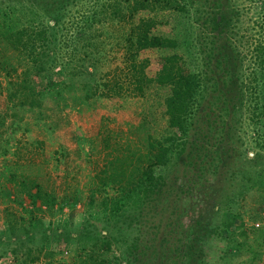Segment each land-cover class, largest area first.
Returning a JSON list of instances; mask_svg holds the SVG:
<instances>
[{"label":"rangeland","instance_id":"1","mask_svg":"<svg viewBox=\"0 0 264 264\" xmlns=\"http://www.w3.org/2000/svg\"><path fill=\"white\" fill-rule=\"evenodd\" d=\"M30 1L0 0V20L15 30L25 22L23 6ZM166 6L141 14L148 17L152 32H173L177 46L171 51L181 52L192 66L194 59L184 47L193 33L198 35L200 14L190 13L198 16L190 27L183 13L167 11ZM240 19L242 25L245 18ZM127 26L111 22L108 30L119 34ZM1 36L0 264H106L101 257L111 264H264V177L256 174L264 166V147L254 143L263 140L243 109L234 113V120L220 101L211 108L199 106L197 123L204 126L203 133H190L183 155L166 154L169 159L154 167L153 175L162 174L164 184L152 204L146 201L147 214L141 206L146 215L139 223L140 201L131 200L143 189L138 175L150 162L144 155L146 144L157 138L166 145L173 132L164 112L168 86L152 82L141 95L120 99L127 84L119 74L106 72L118 61L110 57L100 63L85 60L86 69H71L65 76L57 67L44 75L26 72V63ZM72 37L66 40L68 46L80 45L81 40ZM110 41L105 45H112L109 56L117 49L115 38ZM166 52L145 51L147 74L156 71L159 55ZM60 77L65 84L60 95L48 93L60 81L50 90L46 81ZM85 82L89 86L82 85ZM206 120L216 127H207ZM221 120L231 123V139L217 148ZM226 148L228 153L220 151ZM257 152L254 162L251 156ZM119 179L131 182L126 190L117 185ZM120 200L126 202L125 211L118 209ZM190 223L197 232L193 246L186 248ZM131 240L133 244L126 245ZM188 252L199 253L194 262L187 260Z\"/></svg>","mask_w":264,"mask_h":264},{"label":"trees","instance_id":"2","mask_svg":"<svg viewBox=\"0 0 264 264\" xmlns=\"http://www.w3.org/2000/svg\"><path fill=\"white\" fill-rule=\"evenodd\" d=\"M210 3L214 6H210ZM165 6L167 11L183 13L190 27L192 21L196 22L198 19L196 16L192 20L190 13L200 14L202 20L198 25V35L193 33L184 47L187 56L194 59L192 66L181 52L171 51L177 46L173 32H152L148 26L149 19L144 15L145 11L161 10ZM23 8H27L26 13L22 14L26 17L23 18L25 22L11 30L7 20H0V34L5 46L16 53L18 60L26 63V72H40L39 74L44 75L48 69L57 67L61 76H65L71 69L78 68L75 73L86 69L85 60L100 63L111 58L118 61L106 72L119 74L127 84L123 94L118 95L120 99L129 95H141L152 82L168 86V93L164 97V112L173 132L166 145L162 139L157 138L149 139L146 144L144 155L150 162L142 167L141 175H138V182L143 189L137 196H133L136 200H131L134 203L140 201L138 209L142 218L139 216V223L147 214L146 201H151L152 204L164 184L162 174L158 172L153 175L154 167L169 159L166 154L175 157L183 155L181 150L190 133L194 136L203 133L204 126L197 123L201 104L211 108V105L220 101L225 105L223 109L228 118L234 120L237 119L234 113L243 109L246 118L257 127L256 136L263 140L253 137L254 143H258L259 149L264 147V0H31ZM137 13L140 14L135 18ZM240 17L245 18L242 25ZM111 22H125L128 26L123 32L114 34L108 30ZM70 36L81 40L80 45L71 42L69 47L66 40ZM112 38L116 40L117 49L114 55L109 56L107 51H110L112 45L107 48L105 45L111 43ZM189 43H194L195 47ZM238 46L242 47V54ZM155 48L169 52L159 55L158 67L149 75L146 72L149 58L145 51ZM73 59L78 61L76 65L72 64ZM242 60L245 71L241 70ZM57 82V88L50 90ZM62 82L64 77L56 81L47 80L44 86H48V93L60 95L65 86ZM82 85L89 86V82ZM83 96L86 97L85 93ZM218 98H224V102ZM205 125L209 128L215 126L213 120H206ZM230 128L232 129L230 122L227 124L220 121L217 148L225 138L228 142L231 139ZM192 140L193 138L190 139L189 149L192 147ZM173 146L177 150L171 149ZM232 147L234 148L233 144L231 149ZM220 151L228 153L229 148ZM258 154L257 152L256 156H251L252 161L255 162ZM149 155L150 160L147 159ZM256 174L264 177V166ZM108 176L109 173L105 174L104 180ZM245 177L248 181L252 179L249 173ZM120 180L117 185L126 190L127 184L131 182ZM105 182L108 183L109 180ZM144 188H149L150 191L143 194ZM106 202L107 200H101L100 204L105 205ZM124 204L126 202L120 200L118 209L125 211ZM141 206L146 209V214ZM196 232L197 226L190 223L185 240L186 248L193 246ZM102 237L103 243L108 244L107 235L102 234ZM125 239L126 237L123 241ZM133 240L127 241L126 245L133 244ZM198 254L188 252L187 260L194 262ZM159 258L163 259V255ZM100 259L111 264L108 258ZM131 262L126 260V264Z\"/></svg>","mask_w":264,"mask_h":264}]
</instances>
